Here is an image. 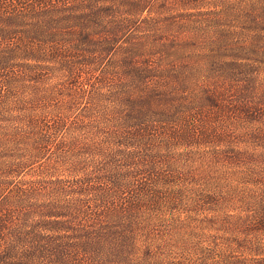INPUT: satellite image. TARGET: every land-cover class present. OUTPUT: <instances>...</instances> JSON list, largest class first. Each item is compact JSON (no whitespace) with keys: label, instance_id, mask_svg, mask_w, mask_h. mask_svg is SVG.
Listing matches in <instances>:
<instances>
[{"label":"trees","instance_id":"obj_1","mask_svg":"<svg viewBox=\"0 0 264 264\" xmlns=\"http://www.w3.org/2000/svg\"><path fill=\"white\" fill-rule=\"evenodd\" d=\"M99 9L96 0H0V116L10 125L0 135L8 206L0 208V264H151L156 240L182 229L177 221L154 229L160 198L192 200L170 174L181 163L215 169L199 176L204 189L197 184L194 196L207 203L193 210L208 205L200 225L217 250L193 264H264V154L233 150L250 140L248 96L226 106L209 98L206 109L200 92L183 87L182 72L149 64L158 78L123 83L125 109L100 104L104 86L98 91L86 69ZM105 33L108 43L116 37ZM77 105L91 107L99 126L78 125ZM228 124L232 154L203 152L199 136L220 129L222 137ZM96 132L106 136L97 141ZM27 174L37 178L16 180Z\"/></svg>","mask_w":264,"mask_h":264},{"label":"rangeland","instance_id":"obj_2","mask_svg":"<svg viewBox=\"0 0 264 264\" xmlns=\"http://www.w3.org/2000/svg\"><path fill=\"white\" fill-rule=\"evenodd\" d=\"M142 1L137 7L135 5L139 0H96L100 6L97 12L102 15L103 21H100L99 27L94 24V32L91 35L94 60L86 69L92 74L93 81L96 80L98 91L104 86L105 97L101 99L100 104L110 109H125L127 104L123 103L122 99L125 94L120 90L125 86L123 83H142L143 80L149 82V77L158 78L147 71L149 64L157 68H167L165 74H174L179 70L183 73V87H190L189 93L200 92L201 103L206 109H209V98L218 99L220 105L226 106L237 94L245 93L248 96V109H252L253 113L246 119V126L251 133L250 140L238 142L233 146V150H251L256 156L263 155L264 0ZM105 32H113L116 37L108 43L103 40ZM130 63L133 65L127 66ZM109 89L112 94L108 92ZM80 107L81 105L75 107L76 123L91 130L85 123L90 125L93 120L94 128L98 127L99 122L91 107ZM79 108L81 117L77 112ZM213 112V117L220 113L216 110ZM229 113L228 108L220 114L227 117ZM8 126V121H4L0 116V135L4 134L2 131ZM225 127L228 128V133L222 137L219 136L220 129H213L214 131L199 136L201 140L197 143L203 145V152L209 154L213 151L211 149H219L228 152V155L232 154L227 151L232 145L226 141H231L230 138L234 137L236 131L234 125L228 124ZM105 136L104 133L96 132L94 137L95 140L101 141ZM179 141L181 144L185 142L180 139ZM209 143L214 144L208 145ZM181 148L179 146V150ZM170 170L171 175L182 177L184 195L192 200L186 202L185 199L179 198L173 204L160 198L154 229L158 231L167 224L165 221L175 222L174 225L177 221L182 229L169 231L168 237L161 241L156 240L155 249L153 248L155 255L151 264H193L205 255L212 257L211 250H217V240L210 242L208 239L213 232L209 233L206 225H200L201 219L207 216L208 205L204 210L202 207L198 211L193 210L196 206L207 203L206 196H194V193L201 189L197 184L204 189L199 176L214 173L215 169L181 163ZM230 172L232 173L231 170ZM36 178L37 176L27 174L16 180L25 183ZM1 181L10 180L3 176ZM173 187L171 184L165 190L169 191L170 198ZM4 197L5 194L0 196V208L3 212L8 209Z\"/></svg>","mask_w":264,"mask_h":264}]
</instances>
